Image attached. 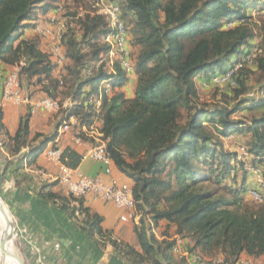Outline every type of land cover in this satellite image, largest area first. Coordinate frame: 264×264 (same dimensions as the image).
I'll return each mask as SVG.
<instances>
[{
	"label": "trees",
	"instance_id": "obj_1",
	"mask_svg": "<svg viewBox=\"0 0 264 264\" xmlns=\"http://www.w3.org/2000/svg\"><path fill=\"white\" fill-rule=\"evenodd\" d=\"M58 1L0 0V61L14 66L25 59L20 76L25 91L40 86L46 97L61 104L69 100L58 112L60 122L67 115L76 116L79 127L99 120L113 166L133 183L141 215L134 225L139 250L113 239L103 228L104 218L87 208L84 198L54 191L59 181L43 184L38 198L67 215L89 237L111 244L117 257L129 264H175L176 237L191 240V252L208 259L222 257L224 264H237L243 254L264 257V205L251 200L259 206L255 207L246 199L248 168L264 166V115L249 122L232 119L238 112L264 107V99L243 97L248 92L246 67L232 88L237 101L232 109L198 104L194 81L234 65L238 58L233 62V56L256 45L254 27L260 29L264 45V21L225 28L229 21L248 16L249 10L263 12L264 0H111L121 7L128 47L139 51L136 58L131 55L138 79L132 99L117 91L131 76L118 65L112 71L102 65L87 76V70L110 51L104 43L111 32L105 17L94 13L78 20L81 39L71 36L63 41L70 64L60 78L53 77L57 65L36 39L21 40L35 27L37 14L53 11ZM256 61L264 74V57ZM106 80L112 92L97 109L91 99ZM31 116L28 107L16 135L5 133L13 155L29 147L24 157L28 161L43 154L56 138L37 133L30 140ZM2 119L0 110V129ZM235 135L245 137L241 155L224 148V140ZM83 154L68 147L61 162L77 169ZM161 224L159 240L154 230Z\"/></svg>",
	"mask_w": 264,
	"mask_h": 264
},
{
	"label": "crops",
	"instance_id": "obj_2",
	"mask_svg": "<svg viewBox=\"0 0 264 264\" xmlns=\"http://www.w3.org/2000/svg\"><path fill=\"white\" fill-rule=\"evenodd\" d=\"M61 15V14H60ZM53 11L42 14L38 13L35 27L25 31L22 39H36L42 52H51L53 46L58 44L53 36L48 38L41 37L36 27H51L50 20L53 17H59ZM53 30L58 31L54 26ZM255 43V42H254ZM256 44V43H255ZM131 52L136 58L138 49L129 46ZM65 54L66 49L62 46ZM57 68L53 72L54 78H60L66 73V66L70 62L66 59L63 63H58L56 58L52 57ZM12 65L0 61V82L13 70ZM110 71L113 69L109 66ZM208 75L197 76L194 81L197 90L206 81ZM137 77L131 74L129 81L123 88L117 90L123 92L128 99H132L137 86ZM26 92L32 97L33 101H39L46 97L41 91L40 86H31ZM66 102H69L67 100ZM27 105H15L5 103L0 95V110L3 113L2 128L0 129V200L8 207L12 219H14L16 230L18 231L24 245V255L29 264H129L126 260L117 257L113 247L108 242L101 241L99 236L89 237L64 213L57 210L51 204L40 200L37 196L39 188L46 183H55L62 175L61 166L49 160L44 154H41L35 160H27L24 157L29 152V147L23 148L18 155H13L11 143L5 136L9 133L15 136L21 119L28 113ZM63 122V121H62ZM58 113H50L44 110H37L32 114L29 122L30 140L37 133L44 135H55L54 141L49 146L58 147L62 150L72 148L79 153H85L90 146L89 143L78 145L75 142V129L66 134L59 135L61 126ZM98 129L101 123L97 124ZM245 142L243 135H235L232 138L224 140V148L227 151L238 152L240 155V146ZM241 157V156H240ZM84 176L96 177L102 176L106 183L115 181L117 184H127L133 186L132 181L122 174L115 166L112 168V174H105L104 166L101 163L87 159L81 162L77 168ZM250 189H259V179H263L264 166H255L248 168ZM42 171V174L39 172ZM54 191H60L68 195L64 186L59 183L54 187ZM247 200L251 199L249 197ZM85 206L92 212L98 213L104 218L103 228L112 233L113 239L127 242L129 245L139 250L136 235L134 233L133 221H121L122 211L111 203H106L96 199L93 196L84 198ZM163 224L154 230L156 237L162 240ZM175 238V237H174ZM173 238V239H174ZM16 239V238H15ZM98 241L99 244H96ZM184 248L191 252L193 242L189 239L183 240ZM102 243V244H101ZM191 253H199L194 251ZM243 259H249L253 264H264V257L253 258L246 254L241 256ZM181 261L175 257V264Z\"/></svg>",
	"mask_w": 264,
	"mask_h": 264
},
{
	"label": "built area",
	"instance_id": "obj_3",
	"mask_svg": "<svg viewBox=\"0 0 264 264\" xmlns=\"http://www.w3.org/2000/svg\"><path fill=\"white\" fill-rule=\"evenodd\" d=\"M92 5L95 13L105 17L108 21L110 33L105 37L104 43L110 47L107 55L102 56L92 68L87 70V76H91L95 71L99 70L102 65L110 66L112 69L118 65L127 74L134 73V65L132 62L131 52L128 47V31L125 22L121 15L122 10L118 3L111 0H92ZM55 15L62 12L60 5L53 10ZM250 16L240 17L229 21L225 28L231 29L237 26L246 25L251 22ZM252 18V17H251ZM56 24V17L51 18V27H36L37 33L43 37H55L57 35L58 44L53 46L50 55L56 58L58 63H63L66 60L65 54L62 50L60 40V30H53ZM261 53L257 45L245 51L240 58L237 59L234 65L230 66L225 72L218 73L211 76V83L217 87H231L237 86L236 78L239 71L251 65L254 59ZM27 62L21 59L14 65L10 74L0 82V95L5 103H12L15 105H27L30 107L31 114L41 109L50 113H58L69 105V102L61 104L58 100L45 97L39 101H33L32 97L24 90L21 85V72L26 67ZM112 92V85L110 80L102 82L98 93L91 99V103H95L97 109L102 105L105 95ZM96 120L89 127H79V121L74 115H67L63 120L59 135L66 134L75 129L76 139L78 145L89 143L88 149L82 157V161L91 159L95 162L101 163L104 166L105 174L111 175L113 168V161L108 152L107 143L104 141V135L99 131ZM243 151V149H242ZM43 154L51 161L58 163L62 169V175L58 181L64 186L68 195L77 198H86L93 196L98 200L106 203H111L122 211L121 221L138 223L141 215L137 211V203L133 197V189L127 184L119 185L115 181L106 183L102 176L87 177L84 176L77 169H70L61 162L63 150L58 147L49 146L43 150ZM42 174V171L39 172ZM259 189H250L247 192L248 197L256 204L264 205V181L259 179ZM173 254L180 261L186 264H224L222 257H215L208 259L200 253H191L184 248L183 239L175 238V246L173 247ZM237 264H253L249 259L239 258Z\"/></svg>",
	"mask_w": 264,
	"mask_h": 264
},
{
	"label": "rangeland",
	"instance_id": "obj_4",
	"mask_svg": "<svg viewBox=\"0 0 264 264\" xmlns=\"http://www.w3.org/2000/svg\"><path fill=\"white\" fill-rule=\"evenodd\" d=\"M161 1L164 3L165 0H161ZM57 4L61 6L62 12L61 15L59 14L60 15L59 17H56L55 26L57 27L58 30L61 29L59 33L60 34L59 41H61L62 46H64L63 41L68 37L73 36L74 39L80 40L81 32L79 30L77 22L80 18L95 13V9L92 5V0H59ZM247 14L248 16L252 17L251 22H249L252 23V25H255L256 23L258 25H261L264 21V11L259 12L258 10L253 9V10H249ZM36 22L37 21H35L34 23L36 24ZM254 28L257 36L255 43L256 45L260 46L259 49L261 50V53L257 55V57H259L260 55L264 57V45L261 41V31L257 27ZM55 38L57 41V35L55 36ZM131 55L134 54L131 52ZM65 57H66V52H65ZM240 57H241L240 55H235L232 57V61L235 62L236 59ZM256 58L251 65L246 67L249 75V81L247 84L248 92L243 97L256 99V101H258L259 99H264V91H263L264 74L259 69ZM196 102L202 105L207 104V105L227 106L229 109L234 108L237 103V101L235 100V92L232 90V88L215 86L214 84L211 83V76L207 77L206 81L199 89L198 98L196 99ZM263 115H264V107H260L253 111L246 110L243 112H238L235 115H233L232 119L244 120L246 122H249L252 118L261 117ZM239 149L240 152H243L241 148ZM247 203L252 206L259 207L258 205L252 203L250 200H248ZM12 221L14 222V219H12ZM14 227H16L15 223H14ZM16 242H17L19 254L22 256L25 264H29L28 260L24 255V250H23L24 245L23 244L21 245L17 241V239Z\"/></svg>",
	"mask_w": 264,
	"mask_h": 264
},
{
	"label": "bare ground",
	"instance_id": "obj_5",
	"mask_svg": "<svg viewBox=\"0 0 264 264\" xmlns=\"http://www.w3.org/2000/svg\"><path fill=\"white\" fill-rule=\"evenodd\" d=\"M8 218L13 222L8 207L0 200V264H23L19 262L16 239L7 230Z\"/></svg>",
	"mask_w": 264,
	"mask_h": 264
},
{
	"label": "water",
	"instance_id": "obj_6",
	"mask_svg": "<svg viewBox=\"0 0 264 264\" xmlns=\"http://www.w3.org/2000/svg\"><path fill=\"white\" fill-rule=\"evenodd\" d=\"M7 230H8V233L11 234L12 236L16 237L17 241L22 245V240H21V237L18 233V231L16 230V228L14 227L13 225V222H11L8 218L7 220ZM5 244H7V241L5 242ZM19 262L20 263H23L25 264L22 256L19 254Z\"/></svg>",
	"mask_w": 264,
	"mask_h": 264
}]
</instances>
